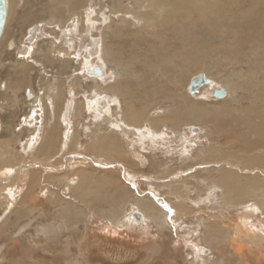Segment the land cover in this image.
<instances>
[{"label": "bare ground", "instance_id": "obj_1", "mask_svg": "<svg viewBox=\"0 0 264 264\" xmlns=\"http://www.w3.org/2000/svg\"><path fill=\"white\" fill-rule=\"evenodd\" d=\"M14 1L16 2V0H9L8 15ZM132 2L138 7L136 10L128 8L123 0H112L110 5L112 13L119 17L118 22L120 23L113 30L114 34L111 39H127L124 40L126 43L132 37L133 39L130 41L131 50L126 52L125 47L120 46L117 42H112V40L108 42L106 38L102 47L104 55L120 69V72L117 73L119 78L123 73L124 78L126 75H128L127 77L136 75V81H132V83L119 79L118 82L105 86L101 83L105 80V70L100 66L103 74L102 76L96 75L93 73L96 66L89 68L93 63L92 60L89 61L84 58L81 59L82 61L80 60L81 65H79L81 67L77 68L74 73H70V63L72 59L78 58L79 55L71 50L72 45L68 42L61 44L54 39L56 28L59 26L68 27L69 21L75 17L81 20L83 26H89V23L100 20L93 13H88L87 6L92 3V5L100 4L103 8L104 0H48L39 14H34L31 7L25 15L19 18V22L23 24L28 21L45 20L50 38L47 45L40 48L43 66L48 62L50 63L52 57L54 60H58L59 57L66 55V59L61 61L55 77L50 78V75L47 76L43 84L46 93L40 98L31 87L25 86L26 80H30V77L27 78L26 76L30 65L26 62L17 64L16 74L19 76L15 81L12 79V81L0 80V91L4 93L7 103L10 102L9 106L11 104L16 106L19 103V91L24 89V93H28L25 99L29 101L30 111L22 119L23 128L20 129V132L26 130L28 137L24 143L23 139L18 137L16 143L23 145L26 155L36 157L39 161H45L44 159L47 158L52 159L56 162V166H60L63 155L60 156L63 151L71 152L77 147L76 140L78 136L76 131L69 135L73 119L81 116L85 109H89L98 113L100 123L95 121L96 124L105 125L108 123L110 124L108 126L110 130L94 132L88 147H86L90 151H97L98 153L110 151V154L117 160L124 159L126 161L128 158L125 154L127 153L123 148V142L117 136L118 130L116 128H123L128 132L132 131L139 136L140 140L148 139L155 143L157 139L164 138L166 133L163 131L162 126L167 123L172 125L175 130H180L181 124L186 123L195 135L202 132L194 123L210 124L209 132L212 135H217L218 144L212 145L213 147L208 150H202V160L216 165L217 163L225 164L221 168L206 172V179L211 189L205 202L210 200L211 193L214 192L212 188L215 190L220 188L222 196L217 203L226 211L230 208L252 204L256 200L264 208V0H132ZM36 3L38 2L36 1ZM128 16H135V19L144 20L143 28L139 30L130 28V26L133 27L134 22L129 20ZM35 28H38V26ZM107 28L110 29L111 26L108 25ZM166 31H171V37L175 36L181 39L182 45L175 46L170 42H166L164 39H169ZM143 35H146L149 39L152 38L146 48L140 46L142 44L141 39H145ZM13 37L14 35L9 38L4 36L0 39V67H3L6 63H11L8 59L3 60V56L6 49L16 48L17 42ZM32 37L37 38L38 34L34 32ZM201 39H219L218 43L225 51L223 57L234 65L241 63L242 56H245L246 46L254 52L255 60L249 65L248 70L233 73L224 80L223 85L224 89L231 88L232 92H237L240 89L244 90L249 100L248 105L243 106L244 103L241 104V101L238 100L236 106L227 102L214 105V107L203 106L194 102L190 96L185 97L177 91L178 89H174L176 85L173 86L172 84L181 83L183 86L192 70H205V76L211 79L210 85L213 86L212 71L216 69L220 73V70L217 68V62L206 63L205 60L214 56L213 53L218 50L216 48L218 44H211V42L207 46L208 42H206L205 45H202L199 42ZM33 40L28 39L29 44ZM53 45L56 47H53ZM21 50L24 53H31L30 45H25ZM121 70L123 73H121ZM67 73H70V80L76 90L79 87L83 88L80 80L78 81L81 75L92 81L91 84L94 83V86H90V90L94 95L86 97L82 104L76 100L73 105L71 100H64L65 79L63 80L59 75H66ZM142 75H147L149 79L153 80V83L144 80ZM163 84L167 85V95H165L166 91L162 86ZM189 84L186 88L190 95H193L189 91ZM97 89L100 94L109 93L112 96L122 98L125 117L123 118L127 121L126 123L119 120L120 117L113 119L110 108L106 105L104 107L105 111L102 112L99 108L101 97H99ZM84 94H87L85 89ZM156 97H160L163 102L169 101L172 104L171 107L165 110L163 114L149 117L148 121L151 127L141 125L147 117L151 105L155 101L157 103ZM1 100L0 112L4 107ZM105 102L109 103L111 101L105 100L103 103ZM138 102L141 103L140 106L136 105ZM41 110L44 111V115L46 114L44 121L42 118L40 119ZM14 124L9 126L12 131ZM41 126H43L42 134L40 133ZM11 134L15 135V132H11ZM189 140L192 141V139ZM12 141L11 138L0 141V207L3 208L2 213L4 212V215L15 204L16 196L14 189L9 186V176L11 174H8L17 168L12 164L15 159V150L10 145ZM189 147L190 145L184 146L186 150H189ZM53 156L56 158H53ZM23 158L24 156L18 163L21 164ZM137 160L140 164L144 161V158L138 157ZM226 161L237 163L236 167L238 169H234L233 165H228L229 163ZM27 162L22 167L31 165V162ZM255 169L259 170V173L255 172ZM27 171H29L27 176L28 186L22 194L20 203H24L26 199L31 197V194L36 193L37 185L53 181V184L51 183V186H49L52 189L53 186L62 183L60 182L62 178L68 177L74 180L71 184V194L76 197L78 202L76 201L75 204L69 203L60 211L58 209L53 211V207L45 208L38 201L35 203L30 202L28 208L16 209L15 213L13 212L14 217H6L0 225V243L3 242L0 245V264H86L75 254L74 248V243L78 242L76 247L79 251L76 252H80L81 256L83 250H90L88 244L81 243L84 235L80 237L78 234L74 241L71 239V231L81 221H87L90 217V214L86 212L81 204H85L97 214L109 218L117 226L132 225L139 222L136 217V213H139L142 220L153 221L160 229L166 227L168 213L163 211L161 205L158 206L157 202H153V200L146 197L137 198L135 207L122 213L127 204L129 191L117 174L102 173L100 175L98 173L99 178H95V173L88 168L73 169L71 174L65 175V177L59 174L56 176L51 173L43 174L42 169L39 170V168H31ZM57 172L59 173V171ZM75 175L77 176V182H75ZM172 190L181 192L182 188L172 183ZM180 198H182V201L169 199V202L175 208L173 213L175 219L180 220L184 216L181 213L184 212L195 213L201 211L199 204L194 206L195 204L188 203L189 195L184 196L181 192ZM15 206L17 207V204ZM36 211L38 212L35 213ZM209 215V218L202 217L200 221L205 229L203 232L204 240L211 248L220 250L224 258H227L221 261L220 264H243L247 261L245 251L236 252L235 255L226 251L228 246L232 250L236 245L234 242L236 237L234 235L238 234L236 226L233 223L226 226L224 224L225 218L219 213ZM45 218L52 221L42 222ZM35 224L36 226H34ZM30 227L31 229H29ZM33 227L34 230H32ZM66 230H69L71 234L64 239L63 235ZM236 247L241 249V246L236 245ZM202 250L200 252L204 251ZM68 254H71L73 258L69 259ZM85 257H88L89 260H100L101 264H109L103 256L94 251H89V255ZM206 257L207 255L204 259L205 262L207 261ZM192 264L202 263L196 259Z\"/></svg>", "mask_w": 264, "mask_h": 264}, {"label": "rangeland", "instance_id": "obj_2", "mask_svg": "<svg viewBox=\"0 0 264 264\" xmlns=\"http://www.w3.org/2000/svg\"><path fill=\"white\" fill-rule=\"evenodd\" d=\"M34 1L35 0H30L31 4L29 0H27V3L26 0H19L18 3L17 0L16 2L14 1L13 7L10 10L11 14L9 12V15L7 16V22L2 38L4 36L9 38L11 35H14L13 38H15L17 45L14 49H6L4 53L3 60L8 59L11 61V63H6L3 67H0V80L4 79L15 81V79H17L19 76L16 74L17 64L26 62L30 65L26 75L27 78L30 77V80L25 79V86L31 87L36 95L40 98L46 93L45 86L43 85L45 83V79H47V76L49 75L50 78L57 75L56 70L60 67L61 61L66 59V55L59 57L58 60H54L52 57L50 63L48 62V64H44L45 66L42 65L40 48H44L50 38V32L45 25V20H36L32 22L28 21L25 22V24L19 22V18L22 15H25L29 8L32 7L31 9H33L32 11L34 14H39L44 4L48 2V0H36L38 3ZM123 1L125 5L132 10H136L138 8L136 5H134L132 0ZM111 3L112 0H104L103 8L100 4L92 5V3H90L87 6L88 13H93V15L95 17H99L100 20L95 21L94 23H89V26L86 25V27L82 25V22L79 18L75 17L69 21L68 27H57L56 33L54 34V39H56L57 43L65 44L68 42V44L72 45L71 50L75 51L79 55L78 58L72 59V64L70 63V65L71 69L73 70L70 69V73H74L77 68L81 67L80 65L82 58L88 59L89 61L92 60L93 63L91 66H89V68H92L93 66H102V68L105 70V80L104 82L101 81V83H103L105 86L116 83L119 79H122V81H128L129 83L136 81V75H133V77H127L128 75H126L124 78V73L122 70L121 73L123 74H121V77L119 78L117 73L120 72V69L103 53L102 47L105 43V38L108 42H111L112 40V42H117L120 46L125 47L124 50L126 52L131 50L130 41L133 39L130 37V41L126 43L124 40L126 41L127 39H111V36L114 34L113 30H115L116 26L120 24L118 22L119 17H116L117 15H114L110 9ZM128 17L129 20L134 22L133 27L129 25L130 28H136L138 30L143 28L142 26L145 24L144 20L137 18L135 19V16ZM33 25L38 26L35 31V34H38V37H33V39L35 38L37 40L35 41L34 39L32 43L29 44L28 39L31 35V29L34 27ZM108 25L111 26L110 29L107 28ZM166 32L169 35V39H164L166 42H170V44L175 46L182 45L181 39H178V37L175 36L171 37V31ZM144 37L145 39H141L142 44L140 46L146 48L148 47L149 41L152 38L149 39L146 37V35ZM218 40L219 39H201L199 41L202 45H205V43L208 42L206 44L207 46L211 42V44H218L216 45L218 50L214 51V53L212 52L214 56L205 60L206 63H211L213 61L217 62V68L220 70V73H218L216 69L212 71L211 78L214 80L213 86L206 85L202 87L194 96L190 95L188 92L186 87L189 84L191 78L198 74L206 75L205 70H192L183 86L181 83L172 85H176V88L174 89H178L177 91L181 95L185 97L190 96V98L199 105L214 107V105L227 102L236 106L237 101L240 100L241 104L244 103L243 106H246L249 104V100L244 90L240 89L237 92H232L231 88H226L228 96L225 97V99L215 98L212 92L215 88H223L224 80L227 77L233 75V73L239 72L241 70H248L249 65L255 60V54L253 51L248 49V46H246V51L244 53L245 56H242L243 58L241 63L238 65L230 64L228 59L223 57L225 55V51L221 48ZM25 45H30L31 53H24L21 50V48H24ZM53 47L56 46L53 45ZM216 55L222 56H219L220 58L218 59V56ZM69 74H63L64 76L58 74L63 78V80L65 79L64 100H71L73 105L76 103V100L82 104L86 97H91L94 95V93L90 90V86L93 87L94 83L91 84L92 81L87 80L83 75H81L80 78H82H79L78 81L80 80L83 88L79 87L77 88V91L76 88L73 87ZM142 78L146 81H149V83H153V80L149 79L147 75H142ZM162 86L166 91L165 95H167V85L163 84ZM84 89L87 94H84ZM176 90L174 91L176 92ZM18 93L19 103L16 106H13L12 104L9 106L10 102L8 101L9 103H7L4 93L0 91V100L2 99L1 101L4 104L3 110L0 112V141L6 140V138H11L13 140L10 143L12 149L15 150V159L13 160L12 164L13 166L17 167L15 170H12L13 172L8 173L9 175L11 174L10 176L8 175L10 178L9 186L16 192L15 204L11 206L10 211H8L6 215H4V212L2 213L3 208L0 207V225L6 219V217L11 216L13 218L15 213L14 211L16 209L28 208L30 206V202L35 203L38 201L39 203H42L45 208L53 207V211L56 209L60 211L65 205L69 203L75 204L77 201L76 197L71 194V184L74 182V180H71L68 177L64 179L62 178L60 181L62 183L58 185L54 184L55 186H53L52 189L49 186H51V183L53 184V181H51V183L46 182L45 184L42 183L37 185L35 189L36 193L34 192L31 194V197L26 199L27 201L25 200L24 203H20L22 200V194L25 192L28 186L27 176L29 171L27 170H30L31 168H39V170L42 169L43 174L47 175L48 173H51L54 176L59 174L64 175L65 177V175L68 176L71 174L73 169L88 168L95 173V178H99L102 173H108L111 175L117 174L121 177L124 186L129 191L127 204L124 207L122 213L130 211L132 208H134L137 198L146 197L150 200H153V202H157L158 206L161 205L160 207L162 210L168 213V215L166 227L163 229H160L153 221L144 220L135 222L132 225L117 226V224L113 223V221L109 218H105L97 214L94 210L90 209L87 205L81 204L85 208L86 212L90 214V217L87 219V221H81L73 229V231H71V239L72 241L76 240L78 234L80 237L83 235L85 236H83L81 243L88 244L90 246V250H83L82 256L80 252H76L79 251L76 247L78 242L73 243L75 254L78 255V257L86 264H101L100 260H89L88 257H85L86 255H89V251H94L100 256H103L109 264H192L194 261H196V259L200 260L202 264H220L221 261H223L226 257L224 258V255L220 250L211 248L208 244H206L203 235L205 229L200 222L202 217L209 218V214L211 213H219L223 216V218H225L224 224L226 226H229L230 223H233L237 228L236 232H238V234L234 235V237L236 236L234 238V242L238 247L241 246V249H237L235 245L234 249L232 250H230L228 246L226 251L233 255H235L236 252L245 251V254L247 255L246 257L248 259L243 264H264V208L259 205L257 200L252 204L230 208V210L226 211L217 203L220 201V197L222 196V190L220 188L216 190L212 188V191L214 192L211 193L212 196H210V200L205 202V199L211 189V186L208 184L206 179V172L208 170L221 168L225 164L217 163L216 165L215 163L204 162L202 160V150H208L214 145L218 144L217 135H212L209 132V129L211 128L210 124L205 125L201 123H194V125L197 128L199 127L202 132L198 135H195L192 133V131L189 129V125L186 123L181 124L180 130H175L172 125L167 123L165 126H162L163 131L166 133L164 138L157 139L156 141L158 142L155 141V143H152V141L148 139L144 141L140 140L139 136L132 131L128 132L123 128H116L118 130L117 136L123 142V148L127 153L125 155L128 159L125 161L124 159L117 160L115 157H113V155L110 154V151H102L101 153H98L97 151H90L87 148L93 133H98V131L104 132L105 130L109 131L110 129L108 126H110V124H96L95 121L100 123L98 113L93 110L85 109L84 113H81V116L73 119L71 124L69 135L76 131V135L78 136V139L76 140L77 147L71 152L63 151L64 154L62 153L60 156L62 157L63 155L62 164L60 166H56V162H54L52 159H44L46 161L45 162L39 161L36 159V157L34 158L33 156L30 157L26 155L23 150V145L21 143H16V139L18 137L23 139V143L28 137V132L26 130L20 132V129L23 128L21 124L22 119H24L26 114H28L30 111L29 101H26L25 99V96L28 95V93H24V89ZM98 95L101 97L99 108H101L102 112L105 111L104 107L107 106L110 108L111 116L114 117L113 119H118L120 117L119 120L123 121L124 123L127 122L124 119V103L121 97L112 96L109 93L100 94V91ZM105 100H110L111 102L103 103ZM156 100L157 103L155 101L151 105L149 108L150 111H148L147 117L143 120L141 125L151 127L148 118L154 115L163 114L165 110L170 108L172 105L169 101L163 102L160 100V97H156ZM136 105L140 106L141 103L138 102ZM41 111L42 115L41 117L39 115V117L44 121L46 114L44 115V111ZM11 124H14L13 131L9 127ZM42 125L44 126V124ZM43 126H41V134L43 133ZM11 132H15V135L11 134ZM7 133L9 134L7 135ZM189 139H192V141ZM134 142L136 143L134 144ZM186 145H190L189 150L184 148ZM22 156H24V158L20 164L18 161L22 158ZM133 156L136 157L134 158ZM138 157L144 158V161L140 162V164L137 160ZM53 158L56 157L53 156ZM27 161L31 162V165L22 167V165H24V163ZM226 162L229 163L228 165L232 164L234 169L237 168V163L231 161ZM57 171H59V173ZM243 172L247 173L246 171ZM255 172L259 173V170L255 169ZM13 174L15 175L13 176ZM76 177L77 176L75 175V182H77ZM172 183H175L182 188L181 192L184 194V196L189 195L187 200L188 203L193 205L195 204L194 206L199 204L201 206V211H197L195 213L184 212L181 213L184 216L180 220L175 219L173 214L175 208L174 205L169 202V199L182 201V198H180L181 192H174L172 190ZM116 194L118 195L119 193L117 192ZM32 198L34 202L32 201ZM57 200H59L58 203L54 204V202ZM16 204L17 207L15 206ZM37 212L38 211L35 213ZM48 221L52 220H46V218L45 220H42V222L45 223ZM34 226H36V224ZM29 229H31V227ZM32 230H34V227ZM71 233L69 230H66L63 238L65 239L69 237V234ZM2 243L3 242H1L0 245ZM200 250L203 252H200ZM71 254H68L69 259L73 258ZM206 255L207 263L204 260Z\"/></svg>", "mask_w": 264, "mask_h": 264}, {"label": "water", "instance_id": "obj_3", "mask_svg": "<svg viewBox=\"0 0 264 264\" xmlns=\"http://www.w3.org/2000/svg\"><path fill=\"white\" fill-rule=\"evenodd\" d=\"M8 6H9V0H0V39L3 35L5 25L7 22V15H8ZM36 31V28L31 29V35L29 39H33V34ZM38 31V30H37ZM35 39V38H34ZM93 73H95L98 76H102L103 71L100 68V66H96L93 69ZM211 84V79L207 78L204 74H198L192 77L191 82L189 84V91L195 95L199 92V90L206 86ZM213 96L215 98H225L228 95V92L224 88H215L212 92ZM206 96V94H205ZM136 217L139 221H143L142 217L139 213H136Z\"/></svg>", "mask_w": 264, "mask_h": 264}]
</instances>
